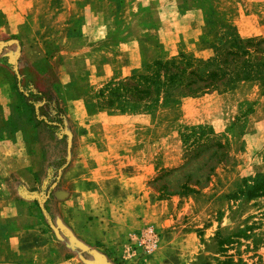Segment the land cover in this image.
I'll return each mask as SVG.
<instances>
[{
	"label": "rangeland",
	"instance_id": "374dc122",
	"mask_svg": "<svg viewBox=\"0 0 264 264\" xmlns=\"http://www.w3.org/2000/svg\"><path fill=\"white\" fill-rule=\"evenodd\" d=\"M234 32L264 40V0H0V264H264V195L246 194L264 174V79L106 103L134 71L207 59ZM36 92L57 98L68 131L30 118L22 94L38 107ZM108 164L119 180L90 172ZM89 212L109 243L76 232Z\"/></svg>",
	"mask_w": 264,
	"mask_h": 264
},
{
	"label": "trees",
	"instance_id": "16d2710c",
	"mask_svg": "<svg viewBox=\"0 0 264 264\" xmlns=\"http://www.w3.org/2000/svg\"><path fill=\"white\" fill-rule=\"evenodd\" d=\"M264 44L262 39L241 38L237 32L223 37L218 44H213L208 49L213 51V55L207 59L197 57L193 54L180 53L179 56L168 60H155L147 67L145 74H136L122 81L117 87L110 88V93L114 100L106 103L111 105L115 100H121L128 94V98L141 101L146 98L157 96L155 101L159 102L162 98L165 102H174L181 97L198 96L213 92L224 93L236 88L239 81H258L264 76V71L259 70L254 60L264 59ZM253 50V51H252ZM255 54V55H254ZM24 103L29 105L30 112L36 125H51L48 130L60 133L66 128L67 117L59 106L57 98L51 93L36 92L33 98L38 101L39 106L28 102L30 97L22 94ZM50 99V114L44 113L39 117V111L45 105V100ZM175 101V102H176ZM42 115V114H41ZM71 137V133H67ZM60 164V163H59ZM62 164V163H61ZM68 161L61 166L63 171L68 166ZM247 197L253 198L264 195V174H257L253 184L247 188ZM222 241L219 240V245Z\"/></svg>",
	"mask_w": 264,
	"mask_h": 264
},
{
	"label": "crops",
	"instance_id": "0c3cea01",
	"mask_svg": "<svg viewBox=\"0 0 264 264\" xmlns=\"http://www.w3.org/2000/svg\"><path fill=\"white\" fill-rule=\"evenodd\" d=\"M103 167H105V168L108 169V167H112V166L108 164V165H105V166H102V167H99V168H95V169L91 170L90 172H92L98 178L105 176V178H107V179H115V178L118 179V180L120 179V176L118 174H116V173L115 174H110V175H103L105 173L101 174L100 173L101 171H105V170H102ZM139 176H142V173H139ZM86 178H87V180L84 181V184H85L84 186L89 185L88 181H90V180L92 181L94 179L92 177H90V179H89V175ZM131 178H133V177L130 176V175H126L125 180L126 181H129V180H131ZM140 182H141V178H140ZM89 186H90L89 187V190L86 192V194L88 193V195H95V194H93L94 192L95 193H98L97 191H93L95 189L99 190L98 187L94 188V184L89 185ZM105 187L103 188V194L102 195L106 196V198H108V200H110L113 197L114 188H113L112 185H110V187H108V186H105ZM132 187H136V184L134 185V183H133ZM135 192H136V189L135 188H133L132 190L129 189V188H128V190H124V193L126 194V199H124V200L126 202H130L131 200L135 202L136 201V198H137L135 196ZM83 195H85V192H83ZM90 214H91V212H89L88 214H86L87 215V216H85L86 220L82 221V223L78 222V226H80V227H79V230L76 231V232L81 233V235L84 236V237H86V238L95 239V240H99V239L104 238L103 236H105L106 234L114 233V231L111 230V228L110 229H107L106 228V226H108L107 219L105 220V224L102 225L101 224L102 221H101V218L100 217L94 216V219L91 220L90 217H89ZM76 219L74 218V221ZM78 220L80 221V218H78ZM138 222H140V221H138ZM132 223H133V226H134L135 225L134 224L135 222L132 221ZM103 226H105V227H103ZM110 226H112V225H110ZM104 228H105V230H103ZM122 232H125V231H122ZM103 241L105 243H109L108 242L109 241L108 238H106V239L104 238Z\"/></svg>",
	"mask_w": 264,
	"mask_h": 264
},
{
	"label": "built area",
	"instance_id": "2783aa9c",
	"mask_svg": "<svg viewBox=\"0 0 264 264\" xmlns=\"http://www.w3.org/2000/svg\"><path fill=\"white\" fill-rule=\"evenodd\" d=\"M142 244L148 251H151L155 248L157 244V235L155 230L152 228H147L142 234Z\"/></svg>",
	"mask_w": 264,
	"mask_h": 264
},
{
	"label": "water",
	"instance_id": "95a60500",
	"mask_svg": "<svg viewBox=\"0 0 264 264\" xmlns=\"http://www.w3.org/2000/svg\"><path fill=\"white\" fill-rule=\"evenodd\" d=\"M32 197H37L36 195H33Z\"/></svg>",
	"mask_w": 264,
	"mask_h": 264
}]
</instances>
